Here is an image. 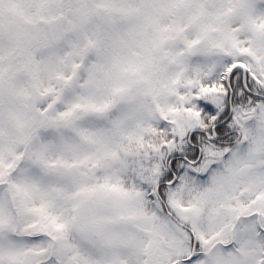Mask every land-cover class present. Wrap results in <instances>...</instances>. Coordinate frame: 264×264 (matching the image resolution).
Listing matches in <instances>:
<instances>
[{
  "label": "snow or ice",
  "instance_id": "1",
  "mask_svg": "<svg viewBox=\"0 0 264 264\" xmlns=\"http://www.w3.org/2000/svg\"><path fill=\"white\" fill-rule=\"evenodd\" d=\"M0 264H264V0H0Z\"/></svg>",
  "mask_w": 264,
  "mask_h": 264
}]
</instances>
